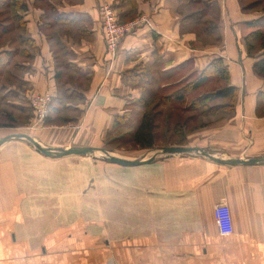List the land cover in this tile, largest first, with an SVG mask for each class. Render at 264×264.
Returning <instances> with one entry per match:
<instances>
[{
  "label": "crops",
  "instance_id": "0c3cea01",
  "mask_svg": "<svg viewBox=\"0 0 264 264\" xmlns=\"http://www.w3.org/2000/svg\"><path fill=\"white\" fill-rule=\"evenodd\" d=\"M27 3L14 34L34 46L12 42L17 90L4 93L28 109L33 94H52L57 122L29 133L40 144L102 148L118 132L117 116L220 57L238 89L235 113L194 119L204 125L186 130L183 146L264 159V77L254 71L264 49L250 52L246 39L264 14L242 0ZM105 3L122 22H150L115 53L105 44ZM137 69L141 81L130 77ZM0 264H264V161L230 165L185 152L124 166L89 154L49 157L25 139L9 140L0 145Z\"/></svg>",
  "mask_w": 264,
  "mask_h": 264
},
{
  "label": "trees",
  "instance_id": "16d2710c",
  "mask_svg": "<svg viewBox=\"0 0 264 264\" xmlns=\"http://www.w3.org/2000/svg\"><path fill=\"white\" fill-rule=\"evenodd\" d=\"M27 10V0H0V49L5 46L10 47L11 43L16 39H18L19 42L22 41L23 44L30 42L31 45L34 46V41L25 33L18 38H16V35L14 34L15 30L18 28H21L22 30L25 26V22L23 21L21 15H18L17 12H26ZM212 25V29L216 31V23H213ZM249 26L253 28V30H251L246 36L249 51L252 52L255 46H259L264 49V19L254 20L249 23ZM18 53L19 52L15 47L9 50H1L0 68L8 67L9 65L18 67L19 62L14 60ZM26 53H28V51H26ZM139 71L140 69H137L130 73V77L131 74L137 77L133 78L134 81H137L138 77L143 74L142 72L139 73ZM254 71L264 77V53L262 58L255 62ZM195 76L196 78L193 82L189 83L179 91L164 94L156 93L151 96L149 100L141 99L139 101L143 110L141 112H131V115L136 113L137 117L139 116V119L135 123L134 132L127 134V136H131L132 143L146 150L154 148L156 140H158V137L156 136V129L163 128V126L166 125L167 128L165 131H161L162 135L160 137L164 138V135H167L168 140L171 141L170 144L172 145H186V128L187 126L193 124L194 119H197L199 114H216L226 111L227 113H225V115L231 117L235 113L238 89L231 84L228 68L222 58H214L200 74H195ZM210 82H214L210 89L203 90V88ZM2 87L3 85H0V90ZM4 87H6V85H4ZM1 96L3 97L5 95ZM162 105L168 106V111L159 110L158 107ZM17 108L21 113L26 110L28 111L26 113H33L32 108ZM190 108L196 113L191 116L187 114L184 117V114L181 113L191 110ZM175 110L178 113H176ZM0 113L6 114V110L1 108V105ZM174 113L176 114L175 117ZM131 115L127 118L126 114L117 116L115 120L116 127H118L117 124L121 122V119H123V124H125L127 120L130 125L131 123L133 124L134 118L131 119ZM161 117L165 119L162 124L161 121L158 120V118ZM182 117H184L183 120ZM6 118L8 120L7 122L0 121V128L11 126L16 127L11 125L16 122L12 113H7ZM56 122L57 121L51 117V114H48V117L44 120L45 126L52 125ZM203 125L202 121H197L196 124L194 123L189 130L196 129Z\"/></svg>",
  "mask_w": 264,
  "mask_h": 264
},
{
  "label": "rangeland",
  "instance_id": "374dc122",
  "mask_svg": "<svg viewBox=\"0 0 264 264\" xmlns=\"http://www.w3.org/2000/svg\"><path fill=\"white\" fill-rule=\"evenodd\" d=\"M58 1H64V0H58ZM242 4L245 7V9L253 10L255 12L264 14V0H242ZM51 11L56 14V11L54 9ZM63 30L64 29L62 28V31ZM10 47H14V44L10 45ZM12 71H14L12 66L0 68V85H3V87L0 90V98L2 97L1 95H5L1 98L2 101L0 100V105H1V108L6 110L5 116L0 115V121L1 122H7L8 121L6 118L7 113H12V116L14 117V120L16 122L11 124V125L16 126V127H12V126L8 127L9 128L8 131H11L13 133H15V132L16 133H18V132L19 133H27V134H29L30 132L34 133L36 131L37 127L45 126L44 120L48 117V115L45 118L40 119V117L37 115V113H32V112L26 113V112H28L27 110L24 111L23 113H21V112H19V109L16 106H14V104L12 103V101H13L12 98H14L12 93L9 94V97H7L6 96L7 94L4 93L7 90L10 92V90H9L10 88H12V91H13V89L17 90V87L13 86V84H16V80H15L16 78L14 79L12 77ZM184 75L185 74H181L182 77ZM195 78H196L195 74H190L189 76L183 78L179 84L175 85L174 87H170L166 92L173 93L174 91H179V90L183 89L189 83L193 82L195 80ZM139 80L141 81V79H139ZM8 83L10 84L9 86H8ZM213 84H214V82H210L209 84H207L203 88V90L210 89L209 87H211ZM4 85H6V87H4ZM191 93H190V95H191ZM190 95H188V96H190ZM141 107H142V105H141ZM168 108L169 107L166 105H162V106L158 107L159 110H165V111H168ZM142 110H143V107L142 108H140V107L132 108V111H134V112H137V111L141 112ZM132 111L125 113L127 115L126 118L130 117ZM176 113H178V112L176 111ZM189 113H196V112H194V110L191 109L189 111L182 112L181 114H184L183 116L185 117L187 114L190 115ZM222 113H227V112L223 111ZM131 116H132L131 119L134 118L133 119L134 123L133 124L131 123V125H130L127 122L128 121L127 120L125 122V124H123L124 123L123 119H121V122L117 124L118 125L117 134L116 135L110 134L109 136H107L104 144L102 145V148L106 149L107 151H109L113 155H117V156L119 155L121 157H127V156L130 157L131 156V157H135L137 159H144L142 157L146 153H148V155L154 154V156H157V157L160 156L159 154H156L155 151L158 150L157 147L163 146L164 144L165 145L168 144L165 142L168 140L167 135H164V138L160 137L162 135L161 131L166 130V128H167L166 125H164L163 128L156 129V136L158 137L157 138L158 140H156V145L154 146V149L155 148H157V149H155V151L154 150L152 151L151 149L146 150V149H143L142 147L132 143L131 136L130 135L127 136L128 133L134 132L135 123L139 119V116L137 117L136 113H134V115H131ZM184 117H182V120L184 119ZM204 117H206V116L199 114L197 120L199 118H204ZM15 118H17V119H15ZM158 120H160L161 124H162V122L165 119H163L161 117V118H158ZM192 125L193 124H191L190 126H187L186 130H189L192 127ZM95 155H96V158H101V157L104 158V154H102L101 152H96ZM88 157L93 158V156H88Z\"/></svg>",
  "mask_w": 264,
  "mask_h": 264
},
{
  "label": "water",
  "instance_id": "95a60500",
  "mask_svg": "<svg viewBox=\"0 0 264 264\" xmlns=\"http://www.w3.org/2000/svg\"><path fill=\"white\" fill-rule=\"evenodd\" d=\"M14 139H25L29 141L38 152L49 156V157H62L66 155H94L96 152H101L104 154V159L114 162L120 165L124 166H133V165H140L145 162H150L153 161V159L156 156L151 157L150 159L144 160V159H127L124 157H120L117 155L111 154L109 151H107L104 148H94V147H80V146H72L68 148L64 147H46L42 144H40L37 140L34 139L31 135L27 133H13L10 135H7L3 138L0 139V145L3 143L9 141V140H14ZM185 152H196L199 153L203 156H206L213 161L223 163V164H254L258 162L264 161V159L260 158H223V157H217L216 155H213L212 153L205 151L203 149H198L194 147H187L183 145H168V146H161L158 148L156 151V154L160 155H173V154H178V153H185Z\"/></svg>",
  "mask_w": 264,
  "mask_h": 264
},
{
  "label": "built area",
  "instance_id": "2783aa9c",
  "mask_svg": "<svg viewBox=\"0 0 264 264\" xmlns=\"http://www.w3.org/2000/svg\"><path fill=\"white\" fill-rule=\"evenodd\" d=\"M100 12L103 18V32L107 49L111 53L117 51L119 43L128 34L138 29L141 25L150 24L146 15L122 22L114 6L110 3L101 5ZM53 96L51 93H35L31 96L29 106L37 113L40 119L45 118L50 111Z\"/></svg>",
  "mask_w": 264,
  "mask_h": 264
}]
</instances>
